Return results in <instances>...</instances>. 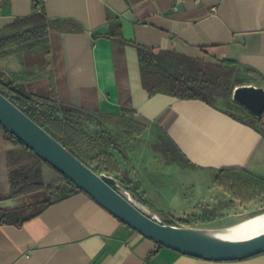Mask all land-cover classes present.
Here are the masks:
<instances>
[{"label":"crops","instance_id":"0c3cea01","mask_svg":"<svg viewBox=\"0 0 264 264\" xmlns=\"http://www.w3.org/2000/svg\"><path fill=\"white\" fill-rule=\"evenodd\" d=\"M35 3L38 12L57 25L67 22L65 27L49 30L47 52H13L0 58V69L16 73L29 92L98 111L122 127L125 120L135 128L142 124L143 134H133L132 143L153 139L159 153L138 143L130 154L115 156L124 182H135L143 202L161 218L194 212L189 205L195 198L206 200L204 193L195 197L204 180L210 178L211 186L223 191L214 183L220 170L234 168L264 179L259 123L201 99L149 93L137 48L233 60L247 68L251 80L245 84L264 87V0H0V30L31 15ZM117 23L122 38L107 35ZM162 136L195 167L169 163L170 155L159 147ZM6 137L0 127V201L11 198L12 191ZM44 173L58 176L49 165ZM0 264H264V252L233 260L182 253L142 235L76 190L20 225H0Z\"/></svg>","mask_w":264,"mask_h":264},{"label":"trees","instance_id":"16d2710c","mask_svg":"<svg viewBox=\"0 0 264 264\" xmlns=\"http://www.w3.org/2000/svg\"><path fill=\"white\" fill-rule=\"evenodd\" d=\"M35 11L26 17L17 18L0 30V58L13 52L49 50V30L63 27L67 22L50 20L42 12ZM71 22H68V24ZM75 26V23H73ZM65 27V26H64ZM67 27V26H66ZM122 38L120 24H115L107 34ZM144 86L149 93H167L182 98L201 99L216 107H225L237 118L258 122L264 129L263 117L254 116L243 105L233 100L237 85L248 83L251 77L247 68H241L233 60L207 61L176 52L174 50H152L137 45ZM18 75L0 69V91L14 101L29 116L41 124L55 138L63 143L74 155L95 171L110 172L121 183H125L113 150L118 149V141L112 129H106L102 115L60 101L55 96H45L29 92L18 83ZM241 108V113L238 111ZM237 110V111H235ZM97 123L100 128L90 129L85 123ZM255 124V123H254ZM124 131L128 136L140 133L143 125L132 127L125 120ZM0 127H3L0 124ZM7 132V165L11 184V198L25 197L26 202L15 208H0V225L13 223L20 225L25 220L39 215L47 206L81 190L69 178L53 168L25 143ZM159 147L167 154L169 163L185 167H195L185 159L181 150L167 137H161ZM49 165L58 174L47 179L44 166ZM198 167V166H196ZM214 183L229 195V202L243 206L262 203L264 207V179L252 176L238 169L220 170ZM127 184V183H126ZM128 188V184L126 185ZM213 218V217H212ZM166 223L200 226L205 217L192 212L184 217L166 215Z\"/></svg>","mask_w":264,"mask_h":264},{"label":"water","instance_id":"95a60500","mask_svg":"<svg viewBox=\"0 0 264 264\" xmlns=\"http://www.w3.org/2000/svg\"><path fill=\"white\" fill-rule=\"evenodd\" d=\"M232 97L254 116H262L264 125L263 86L237 85ZM0 124L120 220L160 245L214 260L240 259L264 252V232L241 239H227L211 232L235 224L221 228H206L161 222L127 195V191L115 175L99 173L84 163L1 91ZM24 202L25 197L9 198L0 201V208H15Z\"/></svg>","mask_w":264,"mask_h":264},{"label":"rangeland","instance_id":"374dc122","mask_svg":"<svg viewBox=\"0 0 264 264\" xmlns=\"http://www.w3.org/2000/svg\"><path fill=\"white\" fill-rule=\"evenodd\" d=\"M104 123V127L107 129H112L113 133L115 134L117 141H118V149L113 150V152H124L125 154H130L132 151V147H136V145H142V148H147L149 149L150 147L155 148L156 152L159 153V150L157 148V142L152 143L153 139L150 140H143L142 137L140 139H134V140H139L142 142H138L137 144L132 143L133 138H130L128 136L127 131H124V127L120 126L122 123H115V122H107L106 118L104 116L101 117ZM85 126L90 128L91 130L94 128H100L99 124L97 123H85ZM144 128L141 129L140 135L143 134ZM157 141V140H156ZM118 154V153H117ZM116 158V156H115ZM51 167V166H50ZM52 168V167H51ZM53 170V168H52ZM109 174H112L110 172H106ZM114 175V174H112ZM122 178L124 177V173L121 175ZM57 177V176H56ZM48 180L52 179L51 176L46 177ZM211 179L209 178L207 181L204 180L202 184H199L198 187L195 189L198 194L195 195L199 196L200 194L205 195L206 200L201 201L198 198H195L194 201H197L194 205H189L190 208L193 209L194 212L196 213H201L203 217H205L204 221H201L199 224L201 227H206V228H221V227H226L232 224L239 223L251 216L260 214L264 212V207L262 208V203L257 202V203H252L248 205V207H245L241 205L239 202H229L228 200V195L224 191H219L218 187H213L211 186L210 183ZM131 185H128L129 187H126V183H121L127 193L133 198V200L136 203H140L142 205H147L143 202V198H145L142 189L140 187L136 186L135 182H131ZM187 190H189L190 193H193V188L190 187ZM211 195H214V197H211ZM211 197V198H210ZM227 197V198H226ZM203 200V199H202ZM200 201V202H198ZM177 204V203H176ZM180 206V205H179ZM148 207V206H146ZM183 207V205L181 206ZM261 207V209L259 208ZM149 208V207H148ZM150 209V208H149ZM252 211H251V210ZM251 212H250V211ZM153 211V210H152ZM249 211V212H248ZM154 212V211H153ZM156 213V212H155ZM158 215V213H156ZM213 217V218H212ZM158 219L165 220L164 218H161L159 215L157 217Z\"/></svg>","mask_w":264,"mask_h":264},{"label":"bare ground","instance_id":"6f19581e","mask_svg":"<svg viewBox=\"0 0 264 264\" xmlns=\"http://www.w3.org/2000/svg\"><path fill=\"white\" fill-rule=\"evenodd\" d=\"M127 195L130 196L129 193H127ZM137 204L147 213L151 214L152 216L158 217L155 212H153L145 205H142L140 203ZM261 232H264V212L251 216L229 228L212 231L211 233L227 239H241L254 236Z\"/></svg>","mask_w":264,"mask_h":264},{"label":"built area","instance_id":"2783aa9c","mask_svg":"<svg viewBox=\"0 0 264 264\" xmlns=\"http://www.w3.org/2000/svg\"><path fill=\"white\" fill-rule=\"evenodd\" d=\"M161 222H164V223H166L164 220H162V219H159ZM175 225H177V224H175Z\"/></svg>","mask_w":264,"mask_h":264}]
</instances>
